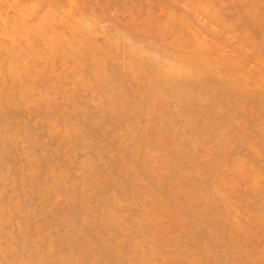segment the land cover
Wrapping results in <instances>:
<instances>
[{
    "label": "rangeland",
    "instance_id": "obj_1",
    "mask_svg": "<svg viewBox=\"0 0 264 264\" xmlns=\"http://www.w3.org/2000/svg\"><path fill=\"white\" fill-rule=\"evenodd\" d=\"M0 264H264V0H0Z\"/></svg>",
    "mask_w": 264,
    "mask_h": 264
}]
</instances>
